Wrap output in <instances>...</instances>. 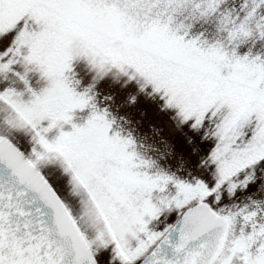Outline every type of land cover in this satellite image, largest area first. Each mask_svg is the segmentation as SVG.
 <instances>
[{"label":"snow or ice","instance_id":"obj_1","mask_svg":"<svg viewBox=\"0 0 264 264\" xmlns=\"http://www.w3.org/2000/svg\"><path fill=\"white\" fill-rule=\"evenodd\" d=\"M0 264H264V0H0Z\"/></svg>","mask_w":264,"mask_h":264},{"label":"rangeland","instance_id":"obj_2","mask_svg":"<svg viewBox=\"0 0 264 264\" xmlns=\"http://www.w3.org/2000/svg\"><path fill=\"white\" fill-rule=\"evenodd\" d=\"M136 115H138V113H136ZM135 118V116H134ZM141 119V124L139 125L141 131H146L147 130V126L148 124L151 122V123H154V118L152 116V113L149 111L147 113H145V115L143 117H140ZM162 135H164L165 133H161Z\"/></svg>","mask_w":264,"mask_h":264}]
</instances>
